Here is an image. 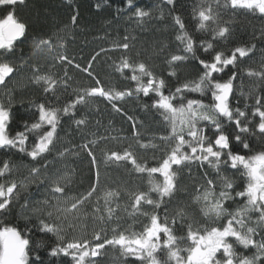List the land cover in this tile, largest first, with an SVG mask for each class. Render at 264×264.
<instances>
[{
  "label": "trees",
  "instance_id": "trees-1",
  "mask_svg": "<svg viewBox=\"0 0 264 264\" xmlns=\"http://www.w3.org/2000/svg\"><path fill=\"white\" fill-rule=\"evenodd\" d=\"M98 3L103 7L98 9L96 7ZM133 3L149 12V16L143 18L133 16L134 9L128 10L125 0H23V3L15 5H0V19L5 18L8 12H13L14 16L27 26L24 37L14 42V54L0 56V59L11 60L17 65V70L12 77L7 78L6 85L0 86V103L8 106L10 102L11 106L8 129L10 135L23 131L22 123L31 124L38 119L36 105L44 103L46 107L62 108L66 103L75 99L79 89L96 86L95 79L74 66H67V76H65V65L44 56L33 55L34 40L42 37L48 38L54 33L64 37L66 46L64 49L58 48L57 50L66 51L70 58H75L74 63L80 64L81 67L88 66L95 52H99L101 49L108 50L97 57L90 69L104 88L135 89L136 82L129 78L132 75L131 71L129 69H124L123 72L117 71L121 59L127 57L133 64L144 62L157 77L164 78L166 81L165 94H168L169 90L174 92L185 82L195 81L199 78L202 74L199 59L208 60L216 51L230 55L237 46L251 47L255 45L247 57L239 58L236 67L229 66L223 75L227 79L232 71L237 72V78L234 81V98L231 99L233 107L238 106L244 109L245 104L252 105L254 103L256 94L264 95V82H261L257 77L247 75L248 69L259 71L264 66V39L261 38L264 33V15L258 11L232 9L230 6L223 7L224 0H220V7L212 3L213 11L219 13L218 19L206 22L205 30H198V19L193 18L192 12L194 7L200 5V0H176L174 9L165 4L163 0H133ZM118 8H122L124 11L117 13ZM77 13L78 19L73 25L71 16ZM176 15L182 18L187 32L195 41V57L188 54L189 58L186 61L175 65L176 76H169L172 69L167 64V60L170 56L173 54L185 55L183 44L176 40L178 26L173 20V16ZM218 26L228 27L229 32L224 37L214 36L213 29H217ZM125 37H127L126 41ZM124 42L129 44L127 50L116 47ZM202 42L212 43L213 49L208 53L204 52L201 47ZM53 43H56L55 39ZM21 57L27 61L26 64L20 63ZM33 64L38 65L39 74H51L57 81L66 80L67 88L60 84L56 88L55 94L45 93L43 84H36L32 80L33 68L31 65ZM144 80L146 82L147 77ZM253 89L256 91L253 92ZM186 96L189 99H203L205 103L210 102V94L202 97L199 93H187ZM153 98H155L154 93H151L149 97L140 93L138 96L126 98L123 102H118L123 110L122 113L113 112L111 105L100 97L93 98L86 104L78 105L74 118L86 117L87 125L77 127L73 119L61 114L54 147L51 153L45 154V159L48 161L55 158V162L48 166L47 175L67 172L71 177V183L66 187L65 192L71 196H78L89 188L90 183L94 180L95 170L91 167L87 154L73 146L97 137H117V139L103 140L94 148L97 160L100 162L101 173L98 193H102L105 188L119 191V196L110 205L115 209V216L110 222L102 225L107 229L109 238L112 236L111 229L117 226L118 230L124 231L126 235L141 232L144 225L149 223L148 217L142 215L141 212H153V208L147 205L142 206L141 212H135L132 209L133 201L129 195L138 191H149L151 185L148 173L136 172L129 162L109 164L103 162L105 151L123 152L129 145L132 146L131 150L139 163L153 167L162 162L166 151L169 150V145L161 141L160 137L168 135L170 127L160 112L150 107ZM174 103L178 104L179 101H174ZM144 105H149V107L145 108ZM250 111L249 108V113ZM127 116L136 119L137 130L141 134L142 142L144 144L151 142L156 145L155 148H141L131 138L132 127ZM206 123L202 122V124ZM225 130L232 132L234 125L229 126L225 122ZM253 131L255 132L254 127ZM207 134L211 135V132L209 131ZM125 137L127 139H123ZM153 137L155 139H152ZM246 139L249 143L248 149L233 143V151L245 156L264 151V136L255 133L248 135ZM34 141L35 135H30L26 146L30 147ZM65 148L71 149L72 153L66 154L63 158L58 157L57 153ZM0 161H8L12 169L9 174L0 178V183L24 180L29 176V170L32 167H39L44 163V161H32L26 153L16 149L0 150ZM173 169L176 170L177 166L174 165ZM242 171V169L237 171L221 164L219 176L229 178L233 182L235 191H241L247 179L242 176ZM205 174H207V178L216 181V191L219 192L220 181L217 170L207 161L203 165L194 162L178 171L177 188L174 194L171 197H165V203L160 209L155 210L163 220L166 207L170 222L178 209L185 211L186 215L183 220L177 219L175 225L170 223L174 235L178 238V246L182 249L180 255L185 259L188 255L186 249L192 243L187 239L188 224L191 223L194 228H211L220 226L227 220L226 216H222L218 220L215 217L210 219L204 216L200 210L204 202L201 204L194 202L193 197L197 194V189L202 191L203 187H207ZM153 178L158 182L163 180L159 173L153 174ZM46 185L47 181L44 184L35 181L28 183L26 188L19 189L18 201H13L6 212H0V227H17L18 230L31 238L29 264H34L36 255H39L42 264H71L70 257H51L49 250L57 243L56 237L53 234L45 235L34 227L38 222L37 215L33 212V209L38 207L36 202L46 198L51 201V197L45 191ZM150 195L153 199H158L156 193L153 192ZM26 201L27 206L24 207ZM51 203L54 204L55 201H51ZM244 203L245 198L236 197L234 201H226L225 207L231 213L235 212L238 207H242ZM99 204L101 206L100 214L107 216L104 200L100 199ZM47 211H52V209H45V219H47ZM81 212L88 213L87 219L81 217L80 220H76L69 216L68 221L62 223L57 221L64 229L61 235L66 240L70 241L73 238L81 237L91 240L93 229H98L101 226L98 221L93 222L91 203L85 204ZM254 215L257 218L256 213L249 214L250 226H254L256 220V218L253 219ZM69 221L72 223V227L68 226ZM25 225L31 229L30 232L25 231ZM257 232L261 236L264 235V230L260 228H257ZM161 235L163 238V234ZM254 239L259 240V237L256 235ZM37 240L42 244L39 248L35 244ZM234 247L237 253L246 256H251L255 252L254 248L244 249L238 244H234ZM157 256L161 260L166 259L164 251L158 252ZM95 259L98 260V264H141L135 257L121 256L119 246L106 247L103 250V255ZM170 264H175V262L171 261Z\"/></svg>",
  "mask_w": 264,
  "mask_h": 264
},
{
  "label": "snow or ice",
  "instance_id": "snow-or-ice-1",
  "mask_svg": "<svg viewBox=\"0 0 264 264\" xmlns=\"http://www.w3.org/2000/svg\"><path fill=\"white\" fill-rule=\"evenodd\" d=\"M163 2L172 6L173 9L175 8L176 0H163ZM17 3H23V0H0L2 6ZM212 3L220 7V0H200V5L193 8L192 15L193 18L198 19V30H205L206 22L218 19L219 13L213 11ZM125 4L128 10L134 9L133 16L137 18L149 16V12L137 7L133 0H125ZM229 6L232 9L258 11L264 15V0H224L223 7ZM96 7L99 9L103 5L98 3ZM122 11L124 9H117V13ZM77 19L78 13L72 15L71 23L75 25ZM173 20L178 26L176 40L183 44L185 55L173 54L170 56L167 60V64L172 69L169 76H176L175 65L186 61L189 58L188 54L195 57V41L187 32L182 18L176 15L173 16ZM26 29V24L20 22L13 12H8L5 18L0 19V50H2L0 56L14 54V42L24 37ZM228 32V27L218 26L217 29H213L214 36L224 37ZM261 38L264 39V33ZM54 39L56 43H53ZM126 40L127 37H125ZM33 44L34 56H44L65 65V76H67V66H74L95 79L96 86L79 89L75 99L66 103L62 108L46 107L44 103L36 105L38 119L31 124L22 123L21 126L24 130L18 131L15 135H10L8 131L11 119L10 102L8 106L0 103V150L16 149L26 153L32 161H44L39 167H32L29 170V176L24 180L0 183V212H6L13 201H18L19 189L26 188L28 183L39 181L44 184L47 181L45 191L51 197V201H55V203H51L47 198L37 201L38 207L34 208L33 212L37 215L38 221L34 227L45 235L53 234L57 239V243L49 250L51 257H70L71 264H98V260L95 258L102 256L106 247L119 246L121 256L135 257L141 264H170L171 261H174L175 264H264V235L259 240L254 239V236L259 234L257 228L264 230V151L245 156L233 151L232 147L233 143H236L242 145L244 149H248L249 143L246 139L248 135L259 133L264 136V95L256 94L254 103L252 105L245 104L244 109L238 106L233 107L231 99L234 98V81L237 78V72L232 71L227 79L223 75L229 66L236 67L239 58L247 57L255 45L251 47L237 46L230 55L216 51L208 60L199 59L198 62L202 66V74L199 78L195 81L185 82L174 92L169 90L168 94H165V79L157 77L144 62L133 64L127 57H123L117 67V71L120 72H123L124 69L131 71L132 75L129 78L136 82L135 89H106L101 86L100 80L95 78L90 69L97 57L108 50L101 49L99 52H95L88 66L81 67L80 64L74 63L75 58H70L66 51L57 50L66 47L64 37L57 33L48 38L42 37L34 40ZM116 47L127 50L129 44L124 42ZM201 47L204 52L208 53L213 49V44L202 42ZM20 63L26 64L27 61L21 57ZM31 67L33 68V82L42 83L45 93L55 94V90L60 84L67 88L66 80L57 81L51 74H39V67L36 64ZM16 70L17 65L11 60L0 59V86L6 85L7 78L12 77ZM247 75L257 77L261 82H264V66L259 71L248 69ZM145 77H147L146 82ZM140 93L145 97H149L151 93L155 94L150 107L160 112L164 120L168 122L170 132L166 136H161L160 140L169 145V150L166 151L162 162L153 167L139 163L131 150V145L123 152L105 151L103 153L105 164L129 162L136 172L148 173L151 185L149 191H138L129 195L132 198L131 206L135 212H141L143 205L153 208L151 213L141 212L149 220L141 232L126 235L124 231H119L117 226L111 229L112 236L109 238L107 229L102 225L114 218L115 209L110 205L119 196V191L105 188L102 193H98L101 173L100 162L97 160L94 148L103 140L117 139V137H97L73 146L87 154L90 158V165L95 170L94 180L90 183L89 188L78 196H71L65 192L66 187L71 183V177L67 172L47 175L48 166L55 162V158L48 161L45 159V154L51 153L54 147L61 114L73 119L77 127L86 126V117L74 118L78 105L86 104L89 100L100 97L111 105L113 112L122 113L123 110L118 102H123L126 98L134 95L138 96ZM187 93H199L202 97L210 94V102L205 103L203 99H189L186 96ZM177 100L179 103H174ZM144 107L148 108L149 105H144ZM249 108L251 109L250 113ZM127 120L131 122V138L141 148L156 147L151 142L148 144L142 142L134 117L127 116ZM202 122L207 123L202 124ZM225 122L229 126L234 125L232 132L225 130ZM250 126L254 127L255 132ZM209 131L211 135L207 134ZM30 135H35V141L29 147L26 146V142ZM93 135L95 136V134ZM69 153H72V150L65 148L58 152L57 156L63 158ZM205 161L217 170L220 190L216 191V181L207 178V174H205L207 187L202 186V191L197 189V194L193 197L194 202L197 204L204 202L200 209L204 216L210 219L215 217L217 220L226 216L227 220L226 223L211 228H194L191 223L188 224L187 239L192 243L186 249L188 255L185 259L180 255L182 249L178 246V238L170 226V223L175 225L177 219L183 220L186 215L185 211L178 209L170 222L166 207L163 220L155 210L160 209L165 203V197H171L174 194L177 188L176 177L182 167H188L194 162L203 165ZM221 164L237 171L243 170L241 174L247 178L243 190L235 191L233 182L229 178L219 176ZM174 165L177 166L176 170L173 169ZM42 169L44 170L43 174ZM11 170L8 161H0V178L9 174ZM157 173L162 176V182L153 178V174ZM153 192L157 194L158 199L152 198L150 193ZM94 197L95 201L93 202ZM236 197L245 198V203L235 212L230 213L225 207V202L234 201ZM100 199L104 200L107 216L100 214ZM87 203H91L93 207V222L98 221L101 226L98 229H93L91 240L86 237L66 240L61 235L64 229L57 221L61 223L68 221L69 216L76 220H80L81 217L87 219L88 213L81 212ZM26 206L27 201L24 207ZM46 208L52 209V211L46 212L47 219L44 218ZM250 213L257 214L254 226H250L249 223ZM68 226H73L70 221ZM25 231L30 232L31 229L25 225ZM161 234H163V238ZM30 242L31 238L18 230L17 227H0V264H29ZM35 244L37 248L42 246L39 240L35 241ZM234 244H238L244 249L254 248L255 252L251 256L237 253ZM160 251L165 252L166 259L161 260L157 256ZM34 264H42L39 255H36Z\"/></svg>",
  "mask_w": 264,
  "mask_h": 264
},
{
  "label": "rangeland",
  "instance_id": "rangeland-1",
  "mask_svg": "<svg viewBox=\"0 0 264 264\" xmlns=\"http://www.w3.org/2000/svg\"><path fill=\"white\" fill-rule=\"evenodd\" d=\"M255 218H256V215L253 216V219H255ZM251 221H252V220H251ZM252 222H253V221H252ZM257 233H258V232H257ZM257 236L259 237V239L261 238V234H258ZM218 254H219V253H218ZM218 254H217V255H218Z\"/></svg>",
  "mask_w": 264,
  "mask_h": 264
}]
</instances>
